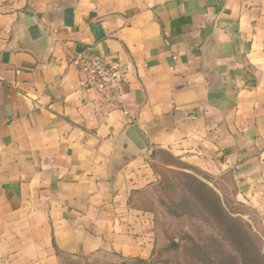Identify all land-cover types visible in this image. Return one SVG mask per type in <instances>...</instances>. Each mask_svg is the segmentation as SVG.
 <instances>
[{
    "label": "crops",
    "instance_id": "1",
    "mask_svg": "<svg viewBox=\"0 0 264 264\" xmlns=\"http://www.w3.org/2000/svg\"><path fill=\"white\" fill-rule=\"evenodd\" d=\"M84 50L125 69L128 114ZM134 122L149 156L114 155ZM159 152L230 174L264 226V0H0V264L148 258Z\"/></svg>",
    "mask_w": 264,
    "mask_h": 264
},
{
    "label": "rangeland",
    "instance_id": "2",
    "mask_svg": "<svg viewBox=\"0 0 264 264\" xmlns=\"http://www.w3.org/2000/svg\"><path fill=\"white\" fill-rule=\"evenodd\" d=\"M154 158L157 170L171 183L168 194H163L161 185L155 189L154 199L151 195L141 199L155 214V257L152 253L145 259L149 264H264L260 215L237 200L230 174L213 175L167 152ZM171 165L176 168L168 167ZM193 240L200 248L195 253ZM136 259L143 258L100 251L78 264H141Z\"/></svg>",
    "mask_w": 264,
    "mask_h": 264
},
{
    "label": "built area",
    "instance_id": "3",
    "mask_svg": "<svg viewBox=\"0 0 264 264\" xmlns=\"http://www.w3.org/2000/svg\"><path fill=\"white\" fill-rule=\"evenodd\" d=\"M72 64L83 75V87L94 89L120 103L124 113L128 114L123 105L128 97L125 69L115 58L84 50L73 56Z\"/></svg>",
    "mask_w": 264,
    "mask_h": 264
},
{
    "label": "water",
    "instance_id": "4",
    "mask_svg": "<svg viewBox=\"0 0 264 264\" xmlns=\"http://www.w3.org/2000/svg\"><path fill=\"white\" fill-rule=\"evenodd\" d=\"M125 145L128 146L127 149L133 154H143L145 156H149L152 151V147L150 146L146 136L135 122L129 124L119 136L114 150V155L120 156Z\"/></svg>",
    "mask_w": 264,
    "mask_h": 264
},
{
    "label": "trees",
    "instance_id": "5",
    "mask_svg": "<svg viewBox=\"0 0 264 264\" xmlns=\"http://www.w3.org/2000/svg\"><path fill=\"white\" fill-rule=\"evenodd\" d=\"M165 178H163L162 179V181H161V184H160V186L161 185H163L164 187H163V194H168L167 193V187H168V184H170L171 182H170V180L168 179V180H166L165 179V181L163 182V180H164ZM169 182V183H168ZM151 211H153V210H151ZM157 240V239H156ZM175 244V243H174ZM155 246H156V243H155ZM194 246H195V250L193 251L194 253L195 252H197V249H200L199 248V246H198V243L196 242V241H192V248H194ZM154 250H155V247H154V249H153V254L151 255V257L153 258V256L155 255V253H154ZM208 256L210 257V254L209 253H207V256H206V258L208 259ZM155 257V256H154ZM150 258V257H149ZM136 260H138V259H136ZM198 260H200V259H198ZM141 264H149V261H147V260H145V259H139L138 260ZM243 262H245V261H242V263ZM244 264V263H243Z\"/></svg>",
    "mask_w": 264,
    "mask_h": 264
}]
</instances>
